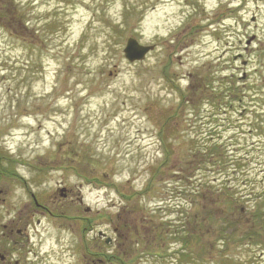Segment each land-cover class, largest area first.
I'll return each mask as SVG.
<instances>
[{
    "label": "rangeland",
    "instance_id": "1",
    "mask_svg": "<svg viewBox=\"0 0 264 264\" xmlns=\"http://www.w3.org/2000/svg\"><path fill=\"white\" fill-rule=\"evenodd\" d=\"M131 36L157 46L130 63ZM0 154V217L81 187L72 216L132 229L107 264H264V0H0ZM87 223L34 220L46 263L87 264Z\"/></svg>",
    "mask_w": 264,
    "mask_h": 264
},
{
    "label": "flooded vegetation",
    "instance_id": "2",
    "mask_svg": "<svg viewBox=\"0 0 264 264\" xmlns=\"http://www.w3.org/2000/svg\"><path fill=\"white\" fill-rule=\"evenodd\" d=\"M62 188L57 186L55 190H52L49 195L50 201H45L44 197L29 190L27 192L30 195L28 205H31V208L19 209L13 217H0L3 223V227L0 224L2 227L0 228V264H45L44 259L39 256L42 254L43 241L41 238H35L36 227L33 223L35 218L38 226H43L44 219H51L60 227L69 226L72 230L78 228L79 222L84 217L79 215L68 217L62 209L68 205H82V196L79 190L67 187L62 190ZM6 193L4 187L0 186V205L4 203ZM113 230L115 234L120 235L119 227ZM100 233L101 230H97L92 238L97 241L103 240L105 243L106 240ZM114 239L110 245L116 251L121 247V243L116 238ZM96 247L99 248V242L96 243ZM99 255L98 251L90 252L88 256H85L88 259L87 264H105L108 259L100 258Z\"/></svg>",
    "mask_w": 264,
    "mask_h": 264
},
{
    "label": "water",
    "instance_id": "3",
    "mask_svg": "<svg viewBox=\"0 0 264 264\" xmlns=\"http://www.w3.org/2000/svg\"><path fill=\"white\" fill-rule=\"evenodd\" d=\"M151 48L152 47H143L134 39H130L127 47L125 48V54L130 61H134L142 59Z\"/></svg>",
    "mask_w": 264,
    "mask_h": 264
}]
</instances>
